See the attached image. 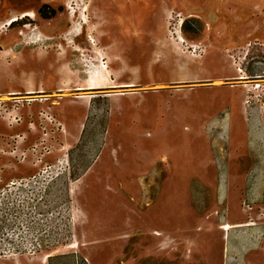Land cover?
I'll return each instance as SVG.
<instances>
[{
	"label": "rangeland",
	"instance_id": "374dc122",
	"mask_svg": "<svg viewBox=\"0 0 264 264\" xmlns=\"http://www.w3.org/2000/svg\"><path fill=\"white\" fill-rule=\"evenodd\" d=\"M11 92L47 96L0 111L39 128L0 171V262L264 264V0H0Z\"/></svg>",
	"mask_w": 264,
	"mask_h": 264
},
{
	"label": "crops",
	"instance_id": "0c3cea01",
	"mask_svg": "<svg viewBox=\"0 0 264 264\" xmlns=\"http://www.w3.org/2000/svg\"><path fill=\"white\" fill-rule=\"evenodd\" d=\"M105 77L106 78L102 79V82H101L102 84L108 83V81H109L110 77H107L106 75H105ZM79 89H81V88H79ZM44 92L45 91H43V90H39V91L29 90L27 92V94H30V93H35V94L40 93L41 94ZM16 94H18V93L11 92V93L6 95V98H0V101L3 100V103H4L2 105V102H0V104H1L0 105V111L4 110L7 112L6 113L7 121L9 120V123H10V118L12 115L20 116V117L23 116V111H22L23 106L22 105L27 104V103H22L20 105H15L14 99L16 97H22V96H17ZM38 96H40V95H38ZM43 96H47V95H41V97H43ZM6 99L9 101L10 104L8 102H6L7 101ZM40 101H42V102H40ZM33 102H34L33 105L37 104L39 106V108H41L45 104V102L43 100H35ZM10 105H11V107H10ZM33 105L30 106V108L28 109V115H29L30 119H33V117L35 116V113H36L35 109L33 108ZM22 123H23V121L21 123H18L17 126H15L13 124L14 125L13 127L12 126L10 127L7 124H5L6 127L1 128L2 133L0 132V152H2V154L0 153V158L3 157V162H2V165L0 166L1 172L11 170V169L12 170L16 169L19 165L18 163H22L23 161H29V164L33 165V167L38 165L37 159H35V161H33L34 159L33 160H29V159L25 160L24 159L23 161L19 160V159H21L22 154L23 155H26V153H28V155L30 154L29 153V151L31 149L30 147H32L35 144H33L31 146V145L26 144V143L29 141L30 136L34 135L35 133H37V131H39V128L35 122L29 123L26 129L19 128L22 125ZM47 128H49V126ZM49 129L54 130L53 127H50ZM52 135L57 136V137L63 136L62 132L57 133V129L54 130ZM28 155H26V157ZM17 159L20 162H18ZM89 168L86 170V172H88ZM32 262H33V264L35 263L34 260ZM0 264H25V261L24 260L21 261V259H19V260L14 259L12 261H1Z\"/></svg>",
	"mask_w": 264,
	"mask_h": 264
},
{
	"label": "built area",
	"instance_id": "2783aa9c",
	"mask_svg": "<svg viewBox=\"0 0 264 264\" xmlns=\"http://www.w3.org/2000/svg\"><path fill=\"white\" fill-rule=\"evenodd\" d=\"M33 94L35 95V93H30V95H33ZM41 98H42L41 96H29V97H26V98H24V97H16L14 99V101H15L14 104L15 105H20V104L25 103V102L31 103V102H33L35 100H41ZM18 120H21L20 116H18V118H17V116L12 115L11 118H10V123L18 122ZM39 173L40 172L30 176L29 178H21L20 180L21 181H27V182H24L25 183L24 185L29 184L30 181L35 180L37 178V175ZM35 182H37V181L35 180ZM21 200L22 201H20L18 203V206L21 207L18 210V213L20 214V216L21 215H26V216L28 215V218L26 220H21L17 226H24L23 231L22 232L19 231L20 233H25L27 230H32L33 231L32 235H31V239L33 240L32 241V246L29 247V248L34 250V251H38L40 248L43 247V246L41 247V242L39 240L40 239V229L38 228V226H40V222L37 221L35 219V217H34V214H39L38 203H37V201L36 202L33 201L32 204H28L26 202V207L28 209L25 210L24 209V206H25L24 202L25 201H24L23 198H21ZM11 204H13V202H11ZM7 208H9V207H7ZM28 220L30 221V223H28ZM57 225L60 226L59 224H57ZM29 226H33V227L29 228ZM34 226L36 228H34ZM25 228H26V230H25ZM23 237H25V236H23ZM22 245L23 246H21V244H20L18 247L13 248V249H15L14 251L21 252V250L24 249L23 247H25V248L28 247V246H26V244H22ZM19 248H21V249H19Z\"/></svg>",
	"mask_w": 264,
	"mask_h": 264
},
{
	"label": "bare ground",
	"instance_id": "6f19581e",
	"mask_svg": "<svg viewBox=\"0 0 264 264\" xmlns=\"http://www.w3.org/2000/svg\"><path fill=\"white\" fill-rule=\"evenodd\" d=\"M26 15H32L30 12H26V13H24L23 14V16H26ZM17 19H19V18H17V17H12V18H10L7 22H6V26H8V25H11L12 23H14L15 21H17ZM238 71H241V68H238ZM238 78H245V76H240V77H238ZM125 84H123V86H124ZM112 87H117V86H122V85H117V84H113V85H111ZM81 89H98V88H102V86H100V85H98V84H96L95 82H92V81H90L86 86H83V87H80ZM64 95V94H63ZM224 229H228V227L227 226H225L224 227Z\"/></svg>",
	"mask_w": 264,
	"mask_h": 264
},
{
	"label": "trees",
	"instance_id": "16d2710c",
	"mask_svg": "<svg viewBox=\"0 0 264 264\" xmlns=\"http://www.w3.org/2000/svg\"><path fill=\"white\" fill-rule=\"evenodd\" d=\"M44 7H45V6H44ZM40 12L42 13V15H43L44 17H49L48 13L45 12L44 8H42V9L40 10Z\"/></svg>",
	"mask_w": 264,
	"mask_h": 264
}]
</instances>
